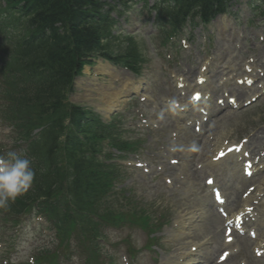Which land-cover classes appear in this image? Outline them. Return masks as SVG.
I'll return each mask as SVG.
<instances>
[{
	"label": "rangeland",
	"instance_id": "rangeland-1",
	"mask_svg": "<svg viewBox=\"0 0 264 264\" xmlns=\"http://www.w3.org/2000/svg\"><path fill=\"white\" fill-rule=\"evenodd\" d=\"M254 1H234V6L230 8V13L225 18L227 21L224 20L226 26L217 21L216 24L212 23V25L206 26V32H201V26H199L194 33L190 27H186L184 29L186 31L183 32L179 41L177 39L176 44L169 47L173 49V53L165 50L166 48H159V37L156 33V25H152V16L149 21L146 17L140 18L137 11L138 5L131 7L119 17L122 26H118L117 30L127 32L139 39L142 43L143 55L148 60L142 70L141 79L134 76L132 79L139 85V89L127 90L124 93V100L118 104V109L121 110L119 118L123 130H125V136L141 141L139 153L120 160V164H126L129 167L122 169L126 173L119 189L121 191L127 189L126 193L133 194L134 198L141 203L140 206L143 208L146 206L149 211L152 210L151 216L154 223L158 222L157 218L161 219L164 216L170 219L167 226L152 234L158 238L160 244L155 248L157 254L144 249L149 233L136 224L123 225L120 233L117 230L108 232L111 234L112 244L127 238L132 242L129 252L134 255L139 250L136 263L133 264H178L179 254L183 251V248L180 247H187L188 243H184L187 239L195 243L209 239L207 248L200 252H208V256L212 255L213 259L218 255L220 249L218 244L223 242V238L220 236V239H218L219 237L212 238L211 232H215L216 228L210 225L203 226L206 220H198V223L203 226L202 229L197 230L199 234H195L192 238H185L182 234V225L178 226V223L182 220L180 217L186 218L185 214L188 208L201 203L203 200L205 191L201 192L199 184L196 183L200 180L204 183L209 172V168H205L206 164L204 163L206 158L211 156L212 144L219 139V135L222 136L223 134L224 136L222 143H233L234 140L242 139L244 136L250 139L257 132L264 131V96L248 107L241 105L232 109L224 108L218 112L216 109L223 100V94L228 93L231 88L238 87L232 82L227 83V85L223 84L220 88L217 85L223 69L222 66L226 62L235 68L233 70L235 74H241L238 66L254 60L252 64L260 69L264 81V18L259 20L257 16L259 11L252 9ZM255 16L258 17L257 20L253 19ZM121 27H127L128 30L123 31ZM213 28L216 30V35L213 34ZM200 33L203 40L210 35V40L207 39L206 41L211 46L207 56L203 52H197L198 46H200L197 34ZM193 39L194 41H192ZM183 45L184 48L190 45L193 48L190 47L182 51ZM237 45L239 47H236ZM190 52L193 53L191 57ZM204 55L210 58L212 55L215 56L206 63L209 69L210 82L205 92L212 95L207 106L212 113L208 117L197 116L195 113L191 115L190 110L178 113L179 108L175 104L181 102L182 99V102L188 103L190 85L194 84V82L186 83L185 88L179 86L183 75L193 79L192 73H182L181 69L189 64L195 73L197 64L200 62V65H204L205 60L208 59H204ZM235 62H238L239 65H234ZM95 68L87 73V77L90 75L91 78L86 80L83 85H80L78 80L75 81L76 90L71 96V101L80 105H87L91 109L101 108L92 100L95 98L96 93L94 92L96 90L88 91L86 86L98 83L99 79L94 77L96 75L94 74ZM177 69L181 73L174 76ZM121 75V80L117 79L114 83L115 90L123 87L122 80L128 79L125 78V74L122 73ZM100 76L103 77L102 74ZM127 77L132 78L129 74ZM139 80L140 84H138ZM184 93L187 95L185 96ZM176 117L179 119V124L177 120L175 121ZM195 123L198 127L200 126L202 133L197 131ZM176 124L180 127H176ZM1 134L3 133H0V144L6 138L5 135ZM182 154H186L185 158L190 168L193 165L198 167L203 164L201 169L196 170V176L200 179L195 180V185L192 188L188 180L184 178V173L179 169L180 165L171 164V160H177L178 156ZM232 159L235 160L234 157ZM179 161L185 163V159ZM139 163L144 164V167L139 168ZM162 164L175 166V174L170 177L163 176V170H160ZM230 164L225 162L215 171L221 173V170ZM157 173L160 176H157ZM260 176L262 178L255 184L259 185L263 182L264 172ZM244 192L245 190L242 193ZM203 205L209 204L204 203ZM39 223V220L25 219L20 229L9 233L2 229L0 223V264H9L7 255L2 253L6 252L5 244L10 239H15L16 248L19 250L17 255L16 253L13 254V260L16 262L22 259L27 260L26 256L30 250L35 248L34 245L41 246L44 242L53 239V236L47 238L41 235L43 225ZM219 228L218 230H223V225L220 224ZM10 234L13 236L10 237ZM119 246L122 249L115 253L117 264H129V259H127L129 258L128 248H125V244ZM247 250L246 253L243 251L235 258L236 261L242 260L237 264H264V255L260 259H255L250 248ZM245 258L246 260H244ZM196 264H204L201 256Z\"/></svg>",
	"mask_w": 264,
	"mask_h": 264
},
{
	"label": "trees",
	"instance_id": "trees-1",
	"mask_svg": "<svg viewBox=\"0 0 264 264\" xmlns=\"http://www.w3.org/2000/svg\"><path fill=\"white\" fill-rule=\"evenodd\" d=\"M99 1L6 0L7 11L13 9L15 17L25 23L12 53L5 51L12 63L20 65L19 73L25 69L30 74L22 76L18 95L7 100L9 120L16 127L18 140L27 145V155L33 156L36 171L30 194L20 197L8 210L14 214L41 201L37 206L58 228L59 246L67 248L71 238L97 260L101 259L98 240L103 235L102 225L122 214L110 202L114 167L97 154L101 143L96 135L105 138L110 131H103L85 111L69 104L67 95L86 56L106 40L107 18L102 16ZM170 2L173 4L163 11L176 22L194 16L206 22L223 8L221 0ZM4 21L1 30L7 23ZM11 27L13 31L18 28L17 24ZM46 28L54 34L62 31L61 41L54 40L62 44L53 48L43 36ZM118 57L125 66L137 70L139 60L134 51ZM118 144L123 146V142Z\"/></svg>",
	"mask_w": 264,
	"mask_h": 264
},
{
	"label": "clouds",
	"instance_id": "clouds-1",
	"mask_svg": "<svg viewBox=\"0 0 264 264\" xmlns=\"http://www.w3.org/2000/svg\"><path fill=\"white\" fill-rule=\"evenodd\" d=\"M35 176L33 162L26 154L16 151L0 154V210L7 211L11 203L27 193Z\"/></svg>",
	"mask_w": 264,
	"mask_h": 264
},
{
	"label": "bare ground",
	"instance_id": "bare-ground-1",
	"mask_svg": "<svg viewBox=\"0 0 264 264\" xmlns=\"http://www.w3.org/2000/svg\"><path fill=\"white\" fill-rule=\"evenodd\" d=\"M89 2V1H88ZM43 30V36H44V38H45V40L46 41H48L49 43H51L52 44V46H54L53 48H56L55 46H58V44H62L61 42H56V41H54L55 39L58 41H61V39H62V37L64 36V34H63V32L62 31H60V32H58V34H54V32H52V30H50V29H42ZM52 52H55V50H52ZM105 69H108V66L107 65H102V64H100L98 67H97V71L99 72V71H101V72H103V71H105ZM106 72V71H105ZM105 72H103V73H105ZM117 77V76H116ZM109 84H111V82H109ZM98 85V87L97 88H95L97 91H98V95L103 99V101H105V103H106V108H108L107 109V111H109V110H111V109H113V108H115L117 105H118V103H119V101L120 100H122V97H123V95H120V94H118V93H114L113 91H111V92H107V90H106V88L108 89V87L110 86V85H106V86H104L103 84H97ZM129 88H134V89H137L138 88V85H134V84H131V86L129 87ZM129 90V89H128ZM257 137H259V138H261L262 136H260V135H256ZM255 136V137H256ZM259 142H261L258 138L257 139H255L254 141H252L251 142V145H255V148H256V146H257V144L259 143ZM216 160H218V161H220L221 162V160H219L218 159V157H216ZM255 168H258V166H255ZM263 185H264V183H263ZM207 189V187H205V189L204 188H202V190H206ZM205 199L208 201L209 200V197L206 195L205 196ZM254 200V199H253ZM249 196H248V198L247 199H245V200H241L240 199V196L239 195H237L236 196V198L234 199V200H232L231 201V203L228 205V211H231V212H233V213H235L236 212V214H234V219H233V223L231 224L230 223V220L229 219H227L226 221L231 225V226H233L234 228H240V227H237L236 225H235V218L237 217V215L238 214H240L241 216H243V221L245 220V219H248V218H252V216L253 217H255V215H253V214H251V212L250 213H248V207L249 206H251V205H249L248 204V202L249 201H253ZM257 204V203H256ZM258 207H261V215L264 217V205H262L261 203H259L258 202ZM200 209H194V211H195V213L197 212V211H199ZM194 211L192 210L191 212H189L188 214H189V217H191L192 219L194 218V215H195V213H194ZM260 212V211H259ZM260 214V213H259ZM211 216H212V214L209 216V219H207V222L208 223H210L211 221H212V219H211ZM192 219H189V221H190V224H193V220ZM216 219V218H215ZM225 221V222H226ZM224 222V223H225ZM215 223V221H212V224H214ZM197 225H199V223H196ZM196 224H193L192 225V227L193 228H195V226H196ZM248 227H250V229H249V231H251V230H253V225H249ZM254 232H257V230H254ZM261 233H263L264 234V231H261ZM190 233H185L184 235L185 236H188ZM262 239H264V235H262V237H261V239L260 240H262ZM226 245H231V244H226ZM243 245L245 246L246 244L245 243H243ZM257 246H256V248L255 249H258L259 251H263L264 250V241H261V242H259V243H257L256 244ZM192 246V245H191ZM190 246V247H191ZM190 249V248H189ZM234 257V256H233ZM235 258V257H234ZM233 258V259H234ZM190 262V261H189Z\"/></svg>",
	"mask_w": 264,
	"mask_h": 264
},
{
	"label": "snow or ice",
	"instance_id": "snow-or-ice-1",
	"mask_svg": "<svg viewBox=\"0 0 264 264\" xmlns=\"http://www.w3.org/2000/svg\"><path fill=\"white\" fill-rule=\"evenodd\" d=\"M222 155H223V153H222Z\"/></svg>",
	"mask_w": 264,
	"mask_h": 264
}]
</instances>
